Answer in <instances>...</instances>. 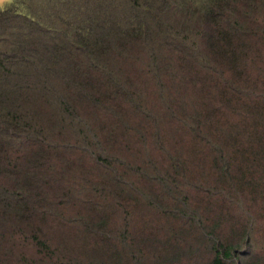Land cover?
Instances as JSON below:
<instances>
[{
    "label": "trees",
    "instance_id": "obj_1",
    "mask_svg": "<svg viewBox=\"0 0 264 264\" xmlns=\"http://www.w3.org/2000/svg\"><path fill=\"white\" fill-rule=\"evenodd\" d=\"M124 2L10 0L0 7V177L9 176L0 183V237L16 246L34 238L36 250L2 251L0 264H264L252 247L258 234L264 248V57H255L264 0H189L199 8L178 1L169 14L155 0ZM179 9L175 29L170 15ZM43 104L56 105L76 133L54 130ZM90 104L115 125L93 132L75 113ZM116 132L139 137L141 165L123 160L121 168L143 183L112 175L114 196L108 188L106 200L80 203L60 222L81 227L77 250L71 239L42 233L34 216L57 217L64 207L70 193L62 185L76 167L71 154L103 137L97 165L121 169L120 157L110 155ZM84 171L77 164L75 172ZM240 203L252 212L236 216Z\"/></svg>",
    "mask_w": 264,
    "mask_h": 264
},
{
    "label": "rangeland",
    "instance_id": "obj_2",
    "mask_svg": "<svg viewBox=\"0 0 264 264\" xmlns=\"http://www.w3.org/2000/svg\"><path fill=\"white\" fill-rule=\"evenodd\" d=\"M9 1L10 0H0V7L3 5H6ZM171 1H172L171 5L163 6L162 5L163 0H155L156 5H158L157 8L162 10L163 13H165V14H169V10H170L172 5L177 7L174 4V2L178 3V1H186L185 6L187 5V3L190 5V7L196 6L197 8H199L202 6V5L193 3V2H192L193 3V5H192L191 3H189V0H171ZM125 4H126V2H124V0H122V5H125ZM127 6H125V8H127ZM179 8H181V7H179ZM160 10L157 11V13L162 17L163 14L161 13ZM179 10H180L179 13L176 11L175 14L170 15V18H171L170 20L172 21L173 25L176 27L175 29H177L178 26H177V23L174 21L177 19H181V23H182V20H183V17H181V14H180V13H183V10L182 9H179ZM259 11L264 12V8H261ZM188 19H189V17H187L185 19V22ZM196 24H197V22H196ZM200 28H202V26L198 25V27L194 28L191 32H189L190 40L197 39L199 37V35H197V33H198V31H200ZM155 39H156V41H158V37H156ZM252 42L257 44L256 41H252ZM258 47L260 48V51L258 53H255V57L259 58V53L262 57H264V42L262 43V45H261V43H258ZM115 60H119V59H115ZM42 106L49 113H51L52 118L55 119L54 125H56V126H54V130L55 129L57 130L59 127L62 126L61 128L63 129L64 132L71 133V131H72V134L76 133L75 127L73 126L72 122H70L69 120H64V119H63V121L61 120L60 109H58V107L56 105L43 104ZM75 113L81 115V117H83L86 120V122L89 123V126L94 128L93 132L100 130V129H103V128L108 129L110 126L115 125V119L113 117H111L109 115V113H107L104 109L102 111H99L97 109V107H94L91 104L90 105H84L81 108L75 109ZM63 117H66V115L63 114ZM136 117H137V114H135V113L128 115V119L131 120V123H133V124H135V122H136ZM118 131H119V128H118ZM113 139H115V145H114L115 151H111L110 155L120 157L121 163H118V166L120 168L122 167L123 160H125L131 166L141 165L140 162H141L142 157H143V151H142L141 142L139 141V137L137 135L132 134L130 137L125 138V137H121L118 134V132H116L113 135L112 140ZM16 142H18V141H16ZM97 142L100 143L99 146L103 147V145H104L103 137L100 139V141L97 140ZM126 142L128 143L127 148L124 147V144ZM99 146H91V148L88 149V151H86L85 153H81L80 155L71 154V156H69V158L74 163L73 166L76 165V167H77V164H78L83 169H85V171H84V174H80L78 172H75V169H76V167H75V168L71 169V171L66 173V176L70 177L69 183L67 184L66 180H65L64 184L62 185V188H64L70 194H68L67 197H65L61 200V202L64 203V207L61 208V206H59V208H57L55 210L56 213L58 214V216L55 217L54 214L52 213V214H50L51 216H48L46 218V220H41V218L36 217L39 215L37 212H36V215L34 216V218H35L34 222L37 225L41 226V229L43 230L42 233L47 232L48 237H54V238L63 237V238H66L68 240L71 239L70 245L72 247H74L76 250H77V246H76L77 239L76 238H78V236L80 234L79 231H80L81 227L79 225H76V222L69 224L70 226L62 224L60 222L63 220H67L69 217V215H68L69 213H71L75 210L79 211L80 203H98V202H103V200H106L107 197L102 196L101 194L105 193V191L108 192V188L111 189V194H109L107 196H114L112 194V189L115 186L112 184V182L113 183H115V182L112 179V175L114 177L122 178L124 180L135 181L136 183H143V182H141L142 178H140L139 175L133 176V175H131V171L127 173L125 170H123L124 167L116 170L117 174H115V173L112 174V173L107 172L105 169H103L105 167L102 165L99 167L97 165L96 161H97V159H99L101 157V155L103 153V151H102L103 149H99L98 151H96L97 147H99ZM152 152H154V151H152ZM21 153H23V152H21ZM10 156L12 157V154H10ZM21 158H20V160H21ZM105 161H106V159L104 160V162ZM122 171H124L126 173H124ZM38 173L41 174L40 172H38ZM42 173H45V172L42 171ZM107 173H108V175H107ZM8 178H9L8 175L3 174V176L0 177V183L4 182L5 180H8ZM106 180H107V184H106ZM38 188H39V190L45 189L46 185H43V184L39 185ZM49 190L59 192L61 190V187H59L57 190H55L54 188L49 189ZM71 194L77 196L78 199L73 198V200L69 201V199H70L69 196ZM55 195H56V192H55ZM59 199H60V197H57V200H59ZM83 199H84V201H83ZM244 199L249 200V201L253 200L252 197L248 198V196H246ZM65 203H67V204H65ZM68 203H71V204H68ZM247 203H250V202H247ZM28 204L30 205L31 203H28ZM251 206L254 210L256 209L255 204L251 203ZM244 208L248 209L249 211L252 212V210L247 205L240 203V205L238 207H236V209L234 210L235 215L238 216L240 211ZM25 214L26 213H24L23 215L25 216ZM62 214H64L65 217L58 218L59 215H62ZM17 218H18V216L14 217L12 219L13 223H15L16 221H19V219H17ZM20 220L25 222V220L23 218ZM258 223H259V219L254 224V227H257ZM24 231H26V230H24ZM256 236H257L256 242L254 239H252V241H253L252 247L255 249V251H256L255 253L264 255V248H263V245L261 243L262 239H261V237H259L258 234ZM6 240H10V245H6ZM28 240H29V242H27L26 240L17 241L18 246H16V244L13 242V239H11L10 236H7L3 240L0 237V252H2V251L6 252L9 249H13L14 250L13 255H15L19 252H25V253L28 252L29 254L35 253L36 252L35 246H33V245L31 246V243H34V238L28 239ZM75 249H72L71 252L74 253ZM206 255L209 256V251L208 252L206 251L204 256L201 258H204ZM199 257L196 258L195 260H199ZM187 260H191V258L187 259Z\"/></svg>",
    "mask_w": 264,
    "mask_h": 264
}]
</instances>
